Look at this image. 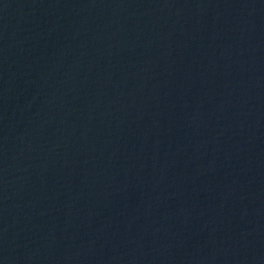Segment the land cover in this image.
<instances>
[{
  "label": "water",
  "instance_id": "95a60500",
  "mask_svg": "<svg viewBox=\"0 0 264 264\" xmlns=\"http://www.w3.org/2000/svg\"><path fill=\"white\" fill-rule=\"evenodd\" d=\"M0 264H264V0H0Z\"/></svg>",
  "mask_w": 264,
  "mask_h": 264
}]
</instances>
